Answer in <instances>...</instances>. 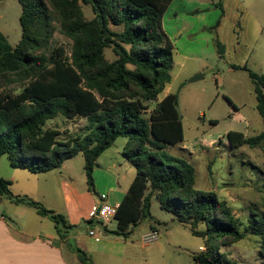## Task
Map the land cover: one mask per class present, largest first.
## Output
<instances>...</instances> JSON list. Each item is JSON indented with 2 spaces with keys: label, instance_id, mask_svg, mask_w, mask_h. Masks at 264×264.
Masks as SVG:
<instances>
[{
  "label": "trees",
  "instance_id": "1",
  "mask_svg": "<svg viewBox=\"0 0 264 264\" xmlns=\"http://www.w3.org/2000/svg\"><path fill=\"white\" fill-rule=\"evenodd\" d=\"M81 1L92 7L93 18L85 16ZM172 1L19 0L21 39L12 47L2 37L0 45V157L6 155L14 168L39 174L83 154L87 183L94 191L96 161L116 139L127 138L124 156L136 176L114 216L115 230L103 226V231L127 240L146 219L156 229L159 222L151 213L155 197L165 212L204 238L195 264H237L219 249L245 238L227 200L216 191L197 189L194 164L168 151L184 138L179 92L158 100L172 80L174 45L162 28ZM58 29L72 41L71 57L63 46L52 44ZM215 41L224 55V45ZM108 50L115 56L112 61ZM232 67L244 69L253 81L264 125V74L246 65ZM13 82H22L20 92L4 88ZM59 115L86 117V132L62 141L57 129L44 130ZM227 138L232 148H254L264 144V129L249 137L229 131ZM11 186L12 181L0 178V196L50 218L60 238L75 229L65 215L14 194ZM247 230L264 235V218H251ZM69 246L82 264H93L84 250Z\"/></svg>",
  "mask_w": 264,
  "mask_h": 264
},
{
  "label": "rangeland",
  "instance_id": "2",
  "mask_svg": "<svg viewBox=\"0 0 264 264\" xmlns=\"http://www.w3.org/2000/svg\"><path fill=\"white\" fill-rule=\"evenodd\" d=\"M196 1H203L205 5L199 6L200 15L194 19L196 23L200 21V25L207 24L206 28L195 35L194 44H187L183 39L172 41L176 60L184 62L185 70L189 73L200 69L203 78L190 83L188 80L195 75L192 74L181 86L182 77L178 75L171 84L173 93L179 92L184 138L177 145L170 146L168 151L193 163L197 172L195 187L216 191L221 199L227 200L241 224L245 238L232 245H220V252L237 264H264V235H254L247 230L251 218H264V144L254 148L248 145L232 148L227 138L229 131L243 132L249 137L258 135L264 129L253 92V81L247 71L232 67L246 65L256 73L264 74V0ZM219 1L221 4H217ZM82 5L85 16L93 18L92 7ZM21 11L19 0H0V26L4 28L8 23L14 45L22 36L19 21ZM170 24L168 27L171 31ZM210 36L214 37L213 41ZM217 39L225 47L224 55L219 53ZM52 44L63 46L65 56L71 57L72 41L59 29L54 34ZM178 49L190 57L177 55ZM106 57L112 61L115 56L108 50ZM178 70L179 67L175 75ZM21 83L6 84L4 88L18 93L22 90ZM212 120L218 123L213 124ZM87 124L88 120L83 116L67 119L59 115L49 120L44 130L57 129L60 132L57 138L65 141L84 134ZM126 139L119 138L115 146L120 147ZM214 139L217 141L212 143ZM71 164L74 182L86 188L84 156L74 158ZM131 168L136 172L133 165ZM93 176L94 184H108L112 180L104 171L94 172ZM151 213L159 222L163 250L156 258L149 259V263L142 256V264H195L193 257L201 252L204 238L193 235L172 213L165 212L155 197L152 198ZM141 223L146 226L152 221L146 219ZM87 224V221H83V225ZM115 227L116 223L112 221L110 228Z\"/></svg>",
  "mask_w": 264,
  "mask_h": 264
},
{
  "label": "crops",
  "instance_id": "3",
  "mask_svg": "<svg viewBox=\"0 0 264 264\" xmlns=\"http://www.w3.org/2000/svg\"><path fill=\"white\" fill-rule=\"evenodd\" d=\"M178 2L180 4H174ZM217 4H221V1ZM204 5L203 1L196 0L172 1L162 20L163 31L172 43L181 39L187 44L196 42L195 35L207 26L195 21L197 15H200L199 6ZM223 8L225 9V5ZM169 23H171V31L168 27ZM2 37L12 47L20 41L15 45L11 43L8 23L4 28L0 26V45L4 46ZM210 40L213 41L214 37L210 36ZM182 52L180 53L178 49L177 55L190 57L185 51ZM173 59L172 80L159 95V101L167 94L173 93L171 84L178 75L182 77L180 79L182 86L187 82L188 76L201 72L200 69H194L193 73L186 71L185 63L176 60L175 52ZM177 67L179 70L175 75ZM117 141L118 139L95 163L94 172L104 171L112 177V180L108 184H94V191L89 188L88 183L86 188H81L82 184L74 182L71 161L83 154L66 160L58 169L39 174L27 169L14 168L6 155L0 157V178L12 181L11 190L14 194L27 195L43 203L48 209L65 215L69 224L75 226V229L70 230L67 237L62 239L57 234L56 224L50 218L41 216L31 207L16 204L9 198L0 196V264H82L76 252L69 246L71 243L84 250L93 264H142V256L149 263V259L160 255L164 242L160 236L159 224H155L156 229H152V223L146 226L140 223L133 229L131 238L127 240L103 231V226L115 230L116 227L110 228L114 219L105 225L96 220L91 224L83 225V221L89 222V213L100 205L101 195H106V199L102 202L119 205L136 176V172L131 168L132 163L123 152L128 140L126 139L120 147L115 146ZM216 141L214 139L211 142ZM155 230L159 238L143 245L140 241L142 237ZM91 231H94L93 235L90 234Z\"/></svg>",
  "mask_w": 264,
  "mask_h": 264
},
{
  "label": "built area",
  "instance_id": "4",
  "mask_svg": "<svg viewBox=\"0 0 264 264\" xmlns=\"http://www.w3.org/2000/svg\"><path fill=\"white\" fill-rule=\"evenodd\" d=\"M106 199V195H101V203L94 211L89 213L90 220H96L101 222L103 225L110 222L114 219L115 214L117 213V209L119 205H110L106 202H102ZM91 235L94 234V231L90 232ZM159 238V234L156 231H152L149 234L142 237L140 241H142L143 245H147L154 240Z\"/></svg>",
  "mask_w": 264,
  "mask_h": 264
},
{
  "label": "water",
  "instance_id": "5",
  "mask_svg": "<svg viewBox=\"0 0 264 264\" xmlns=\"http://www.w3.org/2000/svg\"><path fill=\"white\" fill-rule=\"evenodd\" d=\"M202 78H203V75H202L201 73H197V74H195L194 76H192V77L188 80V82L192 83V82L198 81V80H200V79H202Z\"/></svg>",
  "mask_w": 264,
  "mask_h": 264
}]
</instances>
